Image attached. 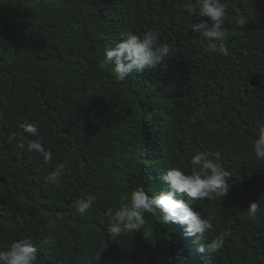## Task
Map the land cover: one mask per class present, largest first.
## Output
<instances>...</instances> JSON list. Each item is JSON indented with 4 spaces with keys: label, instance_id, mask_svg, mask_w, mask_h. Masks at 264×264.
Masks as SVG:
<instances>
[{
    "label": "trees",
    "instance_id": "16d2710c",
    "mask_svg": "<svg viewBox=\"0 0 264 264\" xmlns=\"http://www.w3.org/2000/svg\"><path fill=\"white\" fill-rule=\"evenodd\" d=\"M187 2L0 0V251L30 238L35 264H264V161L252 150L264 122V0H223L227 57L191 31L207 18ZM128 31L159 32L171 56L117 83L98 65ZM24 121L37 123L39 136L27 138L51 152L49 163L9 142ZM197 151L218 155L230 173L225 197L189 200L215 217L209 239L231 232L223 247L200 253L184 226L147 213L140 231L113 239L105 210L137 187L163 190L168 168L190 173ZM60 164L71 172L57 187L45 176ZM92 193L81 215L76 201Z\"/></svg>",
    "mask_w": 264,
    "mask_h": 264
},
{
    "label": "clouds",
    "instance_id": "9594fccd",
    "mask_svg": "<svg viewBox=\"0 0 264 264\" xmlns=\"http://www.w3.org/2000/svg\"><path fill=\"white\" fill-rule=\"evenodd\" d=\"M184 10L189 14L207 18L191 25V31L197 33L209 53L229 56L230 50L226 40L228 32L226 23H232L229 10L223 0H195L187 2ZM236 25L244 28L248 23L245 16L235 20ZM171 56L170 45L161 42L157 31H148L143 36L128 31L121 34V39L114 46L106 48L99 68L108 69L112 79L124 82L133 73H143L157 68ZM21 131L9 133V142L24 152H36L45 164L52 159L51 152L46 151L39 140H29L27 137H38L39 127L36 122L24 121ZM255 157L264 161V122H258L256 139L252 146ZM210 152L197 151L191 156V171L178 167L168 168L159 174V181L164 189L158 192L146 191L142 186L134 189L130 197L125 196L118 208L108 207L105 216L110 218L107 226L109 235L114 239L123 234L140 231L146 224L145 214H151L159 223L169 225L179 223L184 226L186 236L194 237L197 251L207 256L217 253L224 245L225 239L231 235L225 230L209 239L208 233L214 229V216L205 217L200 211L193 210L191 201L225 197L229 191L230 173L224 168L219 157L212 158ZM71 169L64 164L56 166L46 176L45 180L57 187L62 178L69 175ZM185 194L188 201L178 198ZM98 197L88 194L80 197L75 204L76 211L81 215L89 212ZM257 201L251 202L247 208V218L254 219L259 209ZM38 249L30 238H21L13 242L9 248L0 251V264H35Z\"/></svg>",
    "mask_w": 264,
    "mask_h": 264
}]
</instances>
